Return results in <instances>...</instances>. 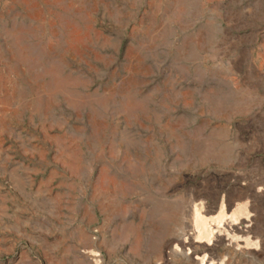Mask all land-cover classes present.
Segmentation results:
<instances>
[{
	"label": "rangeland",
	"instance_id": "374dc122",
	"mask_svg": "<svg viewBox=\"0 0 264 264\" xmlns=\"http://www.w3.org/2000/svg\"><path fill=\"white\" fill-rule=\"evenodd\" d=\"M0 264H264V0H0Z\"/></svg>",
	"mask_w": 264,
	"mask_h": 264
},
{
	"label": "bare ground",
	"instance_id": "6f19581e",
	"mask_svg": "<svg viewBox=\"0 0 264 264\" xmlns=\"http://www.w3.org/2000/svg\"><path fill=\"white\" fill-rule=\"evenodd\" d=\"M190 241H191V237H190V234L187 233V236H185L184 238H180V244L182 247H185V246H188L190 244Z\"/></svg>",
	"mask_w": 264,
	"mask_h": 264
}]
</instances>
